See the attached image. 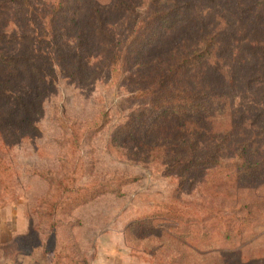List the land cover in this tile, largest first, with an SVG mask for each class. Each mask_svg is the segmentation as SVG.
Segmentation results:
<instances>
[{
	"label": "rangeland",
	"instance_id": "374dc122",
	"mask_svg": "<svg viewBox=\"0 0 264 264\" xmlns=\"http://www.w3.org/2000/svg\"><path fill=\"white\" fill-rule=\"evenodd\" d=\"M118 1L86 0L84 8ZM176 1L180 11L185 10L169 44L189 34L198 38L201 32H210L223 16L226 22L221 24L219 46L229 63L227 69L239 65L243 73L253 72L258 55L248 41L264 38V17L255 0ZM15 10L18 13L16 5ZM120 16L115 8L110 20ZM61 45L67 66L55 84L45 85L36 75L20 74L10 87V100L0 99V110L8 117L0 116L5 121L0 130V264H264V172L247 181V187H234L228 197L214 201V205L222 199L245 202L251 215L241 238L223 243L215 235L214 252L191 257V262L174 257L178 245L160 227L165 207L182 210L192 228L210 239L218 226L202 221L205 214L198 212L209 200L207 186H201L197 172L180 185L148 160L139 147L141 132L136 128L128 134L126 127L119 129L129 122L134 125L135 110L149 107L147 101L129 92L126 84H114L100 58H92L88 70L77 57V43L63 37ZM139 68L140 64L125 68L129 70L125 77ZM11 72L0 65V76L7 78ZM193 73L201 83L227 89L224 72L203 64ZM263 100L258 98L260 104L255 105H263ZM25 116L33 118L34 126L31 134L23 136L10 120L18 122ZM71 172L77 187L101 184L96 186L101 192L81 202L77 197L59 208L53 194L57 183L67 181ZM55 249L75 258L57 260L51 254Z\"/></svg>",
	"mask_w": 264,
	"mask_h": 264
},
{
	"label": "trees",
	"instance_id": "16d2710c",
	"mask_svg": "<svg viewBox=\"0 0 264 264\" xmlns=\"http://www.w3.org/2000/svg\"><path fill=\"white\" fill-rule=\"evenodd\" d=\"M85 2L0 0V65L13 71L7 78L0 76V99L10 100V87L20 74L27 78L36 75L45 85L55 84L60 73L66 71V58L60 50L63 51V37H67L74 45L77 43V57L88 70L90 60L100 58L114 84H126L129 92L149 104L137 108L133 119L137 122L119 126L120 131L126 127L130 134L127 131L137 128L141 132L137 135L139 147L143 154L147 153L146 158L180 185L197 172L201 186H207L204 190L209 200L198 212L205 214L202 221L218 226L210 239L192 228L182 210L173 205L165 207L163 222L168 226L162 222L160 227L166 238L178 245L174 257L191 262V257L214 252L211 242L215 235L223 243L241 238L251 215L245 202L227 203L222 199L214 205V201L219 196L228 197L234 187H247V181L264 172V104L255 105L260 104L258 98L264 99V38L252 37L248 41L258 56L251 68L253 72L247 75L239 65L227 69L229 63L219 46L221 24L226 22L223 16L218 27L210 32H201L198 38L189 34L176 44H169L185 10L180 11L176 0H144L140 4L119 0L117 4H96L92 8H84ZM254 4L264 17V0H255ZM141 7L147 10L141 11ZM115 8L122 16L111 21ZM20 47L26 49L20 52ZM136 64L140 68L125 77L124 73L129 71L125 68ZM203 64L227 75L226 90L193 77V72ZM0 116L8 120L1 110ZM4 124L0 118V130H4ZM10 124L24 136L32 133L34 120L25 116L18 122L10 120ZM75 135L72 131V138ZM76 183L73 172L67 181L58 182L54 204L63 208L77 197L81 202L101 192L96 189L101 184L86 188L77 187ZM200 240L207 242V246L202 247ZM51 254L57 260L75 258L56 249Z\"/></svg>",
	"mask_w": 264,
	"mask_h": 264
}]
</instances>
